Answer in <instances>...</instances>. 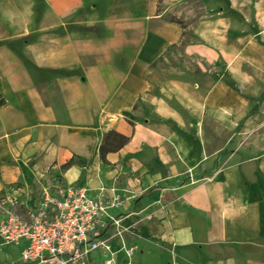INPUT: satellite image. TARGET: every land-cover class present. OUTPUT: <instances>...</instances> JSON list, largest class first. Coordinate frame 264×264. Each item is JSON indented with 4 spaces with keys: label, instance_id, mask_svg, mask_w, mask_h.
Instances as JSON below:
<instances>
[{
    "label": "crops",
    "instance_id": "obj_1",
    "mask_svg": "<svg viewBox=\"0 0 264 264\" xmlns=\"http://www.w3.org/2000/svg\"><path fill=\"white\" fill-rule=\"evenodd\" d=\"M43 1L54 21L19 29L0 6V193L90 160L61 168L62 184L105 191L133 247L121 261L98 249L90 264H264V97L253 101L264 90V0L204 13L182 48L194 70L168 77L154 66L180 42L178 21L115 17L104 0ZM220 60L227 77L212 80ZM108 130L129 140L103 161ZM19 251L2 248L0 264Z\"/></svg>",
    "mask_w": 264,
    "mask_h": 264
},
{
    "label": "built area",
    "instance_id": "obj_2",
    "mask_svg": "<svg viewBox=\"0 0 264 264\" xmlns=\"http://www.w3.org/2000/svg\"><path fill=\"white\" fill-rule=\"evenodd\" d=\"M0 194V250L20 246L16 264H90L92 253L110 250L102 236L110 222L120 219L109 212L100 196L89 194L85 186L69 184L57 192L43 189L38 199H29L19 209L20 193ZM127 255L132 247L124 245ZM101 264H110L106 260Z\"/></svg>",
    "mask_w": 264,
    "mask_h": 264
},
{
    "label": "rangeland",
    "instance_id": "obj_3",
    "mask_svg": "<svg viewBox=\"0 0 264 264\" xmlns=\"http://www.w3.org/2000/svg\"><path fill=\"white\" fill-rule=\"evenodd\" d=\"M107 4V13L115 17H138L141 15H161L165 19L176 20L183 26L182 37L177 45H174L168 57L160 62L156 63L154 68L158 74L162 76L176 75L178 72L190 73L194 70L195 64L192 57L184 55L182 48L186 42L193 41L195 39L192 33V27L198 22L199 19L203 17V14L210 11H216L220 6H223L225 0H104ZM92 3V2H91ZM0 6H8L9 11L3 13V18L5 22L12 28L19 29L21 27V22L23 21H34L36 24L41 16H45L48 22L54 21L49 10L45 8L43 0H0ZM16 9L17 11H15ZM15 11V12H14ZM18 12V13H17ZM175 54V55H173ZM248 69L247 66H245ZM209 71L212 80L218 75H223L226 79V72L224 71V64L220 61H216L209 67ZM260 82L258 86H263L264 80L262 79V74H258ZM240 91L246 94L249 92L251 87L249 85H240ZM264 97V90L254 98L256 104H260ZM141 109L149 108L146 103H139ZM264 117V112L263 115ZM74 161L82 166L89 167L91 161H83L80 158H74ZM61 168L58 169L54 167H48L41 174L31 176L26 181H17L9 186L8 189L1 191L0 194L9 193L10 188L13 189L11 192L20 193V202L18 208L24 209L25 204H30L27 202L29 199H38L43 191V189H49L52 192H57L59 189L64 188L65 185L62 184V174ZM80 184V183H78ZM29 185H32L29 186ZM83 185V184H81ZM85 186V185H84ZM96 196L106 203L110 204L109 198L105 191H94ZM0 198V207H6L7 203H3ZM1 214V208H0ZM107 227L103 230L102 236L105 237L110 245V250H106L103 253L109 257L110 252L113 249L119 251V261L122 260L121 252L125 253L124 245L126 244V231L122 222L119 221L118 224L110 222ZM112 227V228H111ZM132 247V246H130ZM133 249V247H132ZM105 257V258H106ZM108 260V259H107ZM106 260H97L92 262V264H101ZM7 261L2 264H14Z\"/></svg>",
    "mask_w": 264,
    "mask_h": 264
},
{
    "label": "trees",
    "instance_id": "obj_4",
    "mask_svg": "<svg viewBox=\"0 0 264 264\" xmlns=\"http://www.w3.org/2000/svg\"><path fill=\"white\" fill-rule=\"evenodd\" d=\"M228 83L230 86H235V82L232 79H228ZM129 140V137L121 134L115 130H108L103 133L101 137L100 144L98 146V152L100 153V158L104 161L105 154L110 151H116L121 148L124 144H126ZM75 158V157H74ZM74 158H69L65 163L61 165L62 169H67L72 164L76 163Z\"/></svg>",
    "mask_w": 264,
    "mask_h": 264
}]
</instances>
